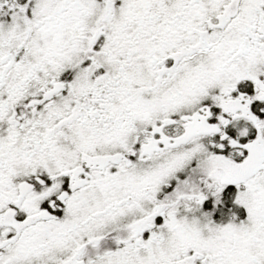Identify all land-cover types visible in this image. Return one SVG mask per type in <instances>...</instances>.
<instances>
[{
  "label": "snow or ice",
  "instance_id": "snow-or-ice-1",
  "mask_svg": "<svg viewBox=\"0 0 264 264\" xmlns=\"http://www.w3.org/2000/svg\"><path fill=\"white\" fill-rule=\"evenodd\" d=\"M0 264H264V0H0Z\"/></svg>",
  "mask_w": 264,
  "mask_h": 264
}]
</instances>
